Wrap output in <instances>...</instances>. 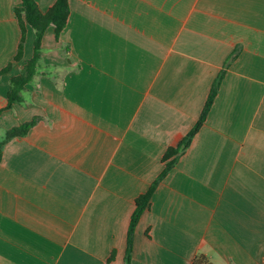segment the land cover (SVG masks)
Returning <instances> with one entry per match:
<instances>
[{
  "label": "crops",
  "instance_id": "1",
  "mask_svg": "<svg viewBox=\"0 0 264 264\" xmlns=\"http://www.w3.org/2000/svg\"><path fill=\"white\" fill-rule=\"evenodd\" d=\"M42 11L56 0H35ZM0 0L3 106L21 30ZM39 74L0 114V264H126L136 199L166 150L207 120L159 184L130 264H264V0H69ZM236 55L230 65L225 64ZM113 252L114 258L110 260Z\"/></svg>",
  "mask_w": 264,
  "mask_h": 264
},
{
  "label": "trees",
  "instance_id": "2",
  "mask_svg": "<svg viewBox=\"0 0 264 264\" xmlns=\"http://www.w3.org/2000/svg\"><path fill=\"white\" fill-rule=\"evenodd\" d=\"M15 15L17 17L19 27L21 30V39L18 46L17 54L14 57L15 62H21L24 57V49L26 42L27 27L30 26L35 30V42L34 51L31 59L27 60L25 64L20 68V72L10 79V88L7 94L6 102L0 107V114L11 110L15 104H21L23 102V93L26 90V86L30 84L34 78L39 74V63L42 56V40L45 32L49 27L55 28L56 39L63 29L67 25V21L70 14L69 0H56L55 3L46 11H42L35 0H20V4L14 8ZM236 55H231L227 60L225 69L230 65ZM13 63L0 71V78L11 72ZM225 76V70H223L215 80L205 107L193 126L191 131L185 135L176 145L169 147L164 156L163 163L165 167L159 177L152 183L150 188L140 195L135 202V210L131 218V222L127 234V250H126V264L131 263L133 247H134V235L137 225L142 215L150 210L152 197L157 190L159 184L167 177L171 170L177 165L179 159L191 146L195 136L204 126L209 112L213 106L214 100L218 94L222 80ZM37 123V120L25 122L19 126L13 127L8 130L6 137L0 142V164L2 162L3 148L13 138L24 137ZM115 252H113L109 261L114 258ZM203 258L199 257L194 260L193 264H202Z\"/></svg>",
  "mask_w": 264,
  "mask_h": 264
},
{
  "label": "rangeland",
  "instance_id": "3",
  "mask_svg": "<svg viewBox=\"0 0 264 264\" xmlns=\"http://www.w3.org/2000/svg\"><path fill=\"white\" fill-rule=\"evenodd\" d=\"M3 103V101L0 100V105Z\"/></svg>",
  "mask_w": 264,
  "mask_h": 264
}]
</instances>
